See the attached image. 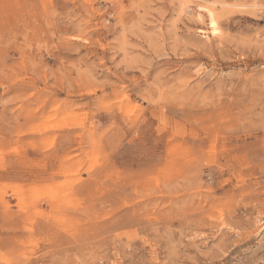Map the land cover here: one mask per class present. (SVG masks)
<instances>
[{
    "label": "rangeland",
    "instance_id": "rangeland-1",
    "mask_svg": "<svg viewBox=\"0 0 264 264\" xmlns=\"http://www.w3.org/2000/svg\"><path fill=\"white\" fill-rule=\"evenodd\" d=\"M0 264H264V0H0Z\"/></svg>",
    "mask_w": 264,
    "mask_h": 264
},
{
    "label": "bare ground",
    "instance_id": "bare-ground-1",
    "mask_svg": "<svg viewBox=\"0 0 264 264\" xmlns=\"http://www.w3.org/2000/svg\"><path fill=\"white\" fill-rule=\"evenodd\" d=\"M208 12V11H207ZM211 13V12H210ZM209 15V14H208ZM209 21V25H210V29H211V33H213V35L216 33V31H217V26H216V22H215V20L212 18V17H210V20H208Z\"/></svg>",
    "mask_w": 264,
    "mask_h": 264
}]
</instances>
